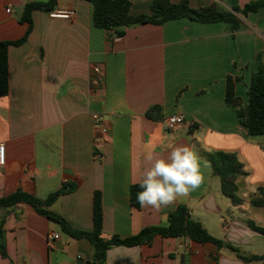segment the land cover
<instances>
[{
	"label": "crops",
	"instance_id": "0c3cea01",
	"mask_svg": "<svg viewBox=\"0 0 264 264\" xmlns=\"http://www.w3.org/2000/svg\"><path fill=\"white\" fill-rule=\"evenodd\" d=\"M38 1L48 0H0V42L27 34L23 8ZM130 1V14L138 16L149 14L155 0ZM188 1L193 8L217 2L231 10L253 0ZM56 9L76 15L54 19L36 11L26 41L9 47V92L0 97V143L6 147L0 199L21 191L45 201L60 193L48 209L91 233L94 194L100 192L104 240L166 226L184 205L225 245L155 236L139 246L112 247L104 264H264L235 252L264 255V236L254 228L264 227V208L254 204L264 188V135H250L225 100L229 75L241 79L235 93L246 104L259 57L264 72V7L237 15L241 28L234 32L229 23L184 17L127 27L119 40L94 25L86 0H57ZM154 106L161 111L148 115ZM95 115L103 120L96 123ZM173 115L184 120L169 130L165 119ZM150 143L163 156L167 144L193 146L204 174L197 190L159 210L131 204ZM217 152L235 155L242 165L239 203L222 191L211 162ZM52 233L59 239L50 240ZM0 234L7 251L0 252V264H98L88 239L68 236L25 203L0 208Z\"/></svg>",
	"mask_w": 264,
	"mask_h": 264
},
{
	"label": "trees",
	"instance_id": "16d2710c",
	"mask_svg": "<svg viewBox=\"0 0 264 264\" xmlns=\"http://www.w3.org/2000/svg\"><path fill=\"white\" fill-rule=\"evenodd\" d=\"M93 6V22L98 28L112 31L117 36H122L125 28L139 24L162 25L168 21L178 20L184 17L201 23L225 22L231 25L232 31L241 28V23L237 15L247 16L252 12H257L264 7V0H253L243 7L235 6L231 10L223 8L217 2L211 5L193 8L188 0L178 3L172 0H155L150 5L149 14L132 16L130 0H86ZM57 0L47 2H28L24 5L21 22L27 23L29 28L27 34L18 41L0 42V97H4L9 92V60L8 51L10 46L23 44L32 30V15L36 11L51 12L56 10ZM239 77L229 75L226 79V103L236 109L240 123L244 125L248 133L252 136L264 135V72L260 57L258 58V70L252 74L251 83L247 90L248 103H244L242 98L236 95L235 86L240 82ZM153 111H161V108L154 106L148 111V115ZM214 172L220 177L223 193L231 199L233 203H239L237 195L236 180L242 173V165L233 154L217 152L211 157ZM139 184L131 187V204L139 209L141 205L137 202V192L140 191ZM60 193L50 195L45 201H41L33 195L17 191L11 195L0 199V208H10L19 203L32 206L38 214L45 216L49 220L57 223L62 232L74 239L86 238L93 248V260L98 264H104L106 253L114 246H139L149 243L155 236L163 238L189 237L192 241L200 244L212 243L218 247L225 246L223 242L211 236L208 231L197 221L190 218L189 210L184 205H178L169 215L166 226H150L143 228L137 235L120 238L113 236L110 239H102L103 227V207L100 192H95L93 201V232H84L74 229L60 215L50 211L48 208L56 200ZM254 204L264 208V188L260 189ZM256 231L264 236V227H254ZM230 249H233L229 247ZM0 252L6 256V246L0 234ZM238 257L246 262L263 261L262 256H245L239 251H235Z\"/></svg>",
	"mask_w": 264,
	"mask_h": 264
},
{
	"label": "clouds",
	"instance_id": "9594fccd",
	"mask_svg": "<svg viewBox=\"0 0 264 264\" xmlns=\"http://www.w3.org/2000/svg\"><path fill=\"white\" fill-rule=\"evenodd\" d=\"M144 156L148 166L140 172L137 202L141 207H161L187 197L197 190L204 181L200 158L193 146L167 144V156L156 155L150 143ZM3 163L0 149V164ZM207 162L204 167H207Z\"/></svg>",
	"mask_w": 264,
	"mask_h": 264
},
{
	"label": "built area",
	"instance_id": "2783aa9c",
	"mask_svg": "<svg viewBox=\"0 0 264 264\" xmlns=\"http://www.w3.org/2000/svg\"><path fill=\"white\" fill-rule=\"evenodd\" d=\"M11 9H7V12L10 13ZM76 12L73 9H56L49 13V16L54 19H65V20H71L75 17ZM113 39L119 40V36L113 33ZM95 72H98V69H95ZM94 120L96 123H100V121L103 120L101 116L95 115ZM184 116L183 115H173L165 119V123L167 125V128L169 130H173L176 126L183 123ZM102 132L106 133L107 129L102 128ZM0 149H2V155H3V163L0 164V169H2L6 165V147L3 143H0ZM50 240H56L59 239V235L57 233H52L49 236Z\"/></svg>",
	"mask_w": 264,
	"mask_h": 264
}]
</instances>
